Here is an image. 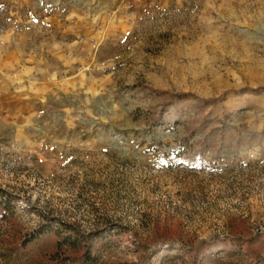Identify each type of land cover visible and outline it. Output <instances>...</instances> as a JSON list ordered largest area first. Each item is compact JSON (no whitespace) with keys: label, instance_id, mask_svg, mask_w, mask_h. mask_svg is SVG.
<instances>
[{"label":"rangeland","instance_id":"374dc122","mask_svg":"<svg viewBox=\"0 0 264 264\" xmlns=\"http://www.w3.org/2000/svg\"><path fill=\"white\" fill-rule=\"evenodd\" d=\"M0 189V264H264V0H0Z\"/></svg>","mask_w":264,"mask_h":264},{"label":"trees","instance_id":"16d2710c","mask_svg":"<svg viewBox=\"0 0 264 264\" xmlns=\"http://www.w3.org/2000/svg\"><path fill=\"white\" fill-rule=\"evenodd\" d=\"M189 95L188 94H177V95H174V99H185L187 98ZM208 103H214L215 101H207ZM11 201L9 200L8 198V194L5 190H2L0 189V207H4V208H10L9 206H12L11 205ZM8 206V207H7Z\"/></svg>","mask_w":264,"mask_h":264}]
</instances>
